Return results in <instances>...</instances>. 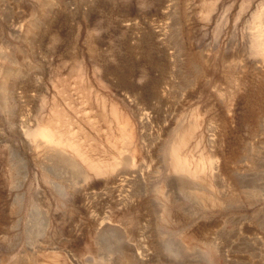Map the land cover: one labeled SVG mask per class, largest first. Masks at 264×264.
Masks as SVG:
<instances>
[{"label": "rangeland", "instance_id": "rangeland-1", "mask_svg": "<svg viewBox=\"0 0 264 264\" xmlns=\"http://www.w3.org/2000/svg\"><path fill=\"white\" fill-rule=\"evenodd\" d=\"M54 256L264 264V0H0V264Z\"/></svg>", "mask_w": 264, "mask_h": 264}, {"label": "bare ground", "instance_id": "bare-ground-1", "mask_svg": "<svg viewBox=\"0 0 264 264\" xmlns=\"http://www.w3.org/2000/svg\"><path fill=\"white\" fill-rule=\"evenodd\" d=\"M123 124H124V126L122 127V134H124L126 136V139L129 143L134 142L135 137H136V135H135L136 134V128H135L134 124L131 123L130 120L124 121ZM36 133L42 139H44L47 142L59 143L58 145L66 144L68 146H73V148L79 153L80 156H82V158L85 160V162L93 170L103 171L107 168V165L105 164L102 157H100L99 155H93L87 147L79 146L78 143H75L72 140H65L62 137V134L57 129V126L52 125L51 122L42 123L41 127L38 130H36ZM185 139H187V138L184 137L182 139L180 145H183ZM174 160H175L174 165H176V167L188 168L192 171H199V170H201V168H205L204 161L201 158L197 162L191 163L189 161L186 153H181L179 151H178V153L177 152L174 153ZM212 164H213V162L211 163V165ZM165 217H167V215H165ZM186 239L189 243H194L196 240L193 237V235L187 236ZM40 264H67V262L65 260H60L58 256H54V257H48L45 259H41Z\"/></svg>", "mask_w": 264, "mask_h": 264}]
</instances>
